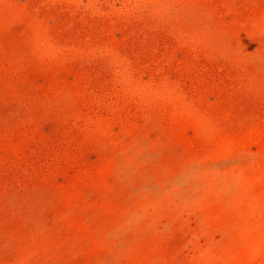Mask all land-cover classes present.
<instances>
[{"label": "rangeland", "instance_id": "rangeland-1", "mask_svg": "<svg viewBox=\"0 0 264 264\" xmlns=\"http://www.w3.org/2000/svg\"><path fill=\"white\" fill-rule=\"evenodd\" d=\"M0 264H264V0H0Z\"/></svg>", "mask_w": 264, "mask_h": 264}]
</instances>
